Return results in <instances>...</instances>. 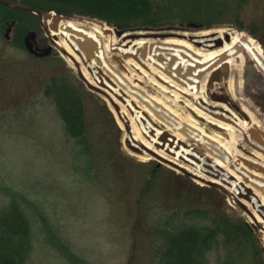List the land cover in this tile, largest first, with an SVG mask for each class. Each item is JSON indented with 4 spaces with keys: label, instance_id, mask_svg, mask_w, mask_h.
I'll list each match as a JSON object with an SVG mask.
<instances>
[{
    "label": "rangeland",
    "instance_id": "1",
    "mask_svg": "<svg viewBox=\"0 0 264 264\" xmlns=\"http://www.w3.org/2000/svg\"><path fill=\"white\" fill-rule=\"evenodd\" d=\"M235 11V6L230 5L222 17L225 23L213 29L131 32L136 37L129 35L130 32L118 37L105 23L71 20L88 28L97 24L109 30L105 38L113 37L116 50L108 52L106 58L136 90L160 99L180 119L194 118L207 134H219L230 141L229 133L189 108L196 107L197 100L191 96H176L172 88H163L155 70L151 72L147 67L141 69L143 72L137 70L134 62L119 50L141 40L149 46L166 40L186 41L197 49L193 42L198 36L220 30L244 33L262 47L256 38L233 24ZM242 15L246 26H251V22L261 26L256 35L264 43V0H250ZM10 24L3 27L0 24V209L9 201V194L30 203L33 208H41L40 212L55 228L68 251V257L57 252L47 243L43 231L36 227L34 251L26 264H156L163 234L185 225L188 210H204L210 215L224 212L235 224L253 225L257 231L253 238L261 252L258 263L264 264V223L253 224L219 189L199 185L153 158L133 154L125 144L128 134L118 123L109 103L79 79L75 65L51 42L39 18L36 26L23 37L22 45L17 43L16 28L10 33V40L5 38ZM29 32L36 33L35 38L43 46L41 52L51 50L48 56L36 57L27 51L24 40ZM153 34L159 36L154 38ZM66 66L72 70L69 76L74 84L81 81L87 89L84 103L90 151L84 154L65 136L54 105L43 95L46 82L53 74L66 72ZM239 67L227 66L223 68L225 72L215 75L211 71L204 73L199 86L200 97L205 99L202 102L206 105L227 104L245 112L244 118L249 121L246 134L252 129L257 137L263 138L264 75L252 62L240 70ZM104 74L110 78L107 72ZM123 99L133 100L137 107L135 112L152 120L162 136L172 134L174 128L160 122L145 102L129 93ZM122 102L118 100L131 117L127 102ZM178 133L186 149L210 163L214 161L197 142L181 131ZM246 134L241 130L234 133L232 146L238 154L235 158L248 172L264 179V153L247 142ZM158 163L161 165L156 169ZM147 182H150L149 190L144 193ZM246 207L253 212L252 206ZM209 259L211 264H255L251 247L244 242L232 252L221 246L218 254L210 255Z\"/></svg>",
    "mask_w": 264,
    "mask_h": 264
},
{
    "label": "bare ground",
    "instance_id": "2",
    "mask_svg": "<svg viewBox=\"0 0 264 264\" xmlns=\"http://www.w3.org/2000/svg\"><path fill=\"white\" fill-rule=\"evenodd\" d=\"M54 23L58 25L59 29L57 32H50L51 42L60 51L68 52L69 56L65 59L70 64L77 62L80 65V71L91 87L98 89L102 88V85L105 88L107 86L112 92L106 89L105 92L107 91L117 105H119L117 97H123L121 94V89H123L126 95L129 93L134 98L145 102L148 110L161 122L166 123L170 128H174L172 134L162 136L158 129L149 124L148 119L140 115V112H135L136 109L131 105L133 100H128L126 101L127 106H130L136 114L129 117L125 111L126 107L119 106L128 127L132 131V135L128 134L127 137L132 146L139 148L143 156L149 157L144 149L151 150L180 168L221 186L226 193L232 195V197H229L232 204H237L235 202L237 199L248 207L252 206V213L257 222L264 223V179L257 174H251L237 162L238 160L235 157L238 154L232 146L235 142L234 133L241 130L245 135L249 128V121L244 118L246 113L240 112L237 108L227 104H219L220 107L211 106L208 103L206 105L202 102L205 99L200 97L201 91L199 90L204 73L211 71L212 75H215L219 71L225 72L226 70H223V68L227 66L231 68L240 66L238 68L240 70L241 67L252 62L256 70L264 75V51L257 41L244 33L220 30L214 33L205 32L198 36L193 42L196 44L197 49L186 41L179 40H166L163 43L150 46L146 41L141 40L126 45V49H117L121 55H126L130 61L134 62L136 65L134 67L137 70L139 68L143 72L141 69H146V67L151 72L155 70L159 84L164 85L163 88L167 90L172 88L174 90L172 92L176 96H191L194 98L193 100H197L196 107L189 106V108L196 112L198 116L209 119L208 122H212L229 133L231 140L227 141L219 134H207L194 118L180 119L175 112L164 106L160 99L145 96L142 91L134 89L135 85L125 83L112 71L106 65V55L111 50H116V48L114 47L113 37L105 38L106 32L109 31L105 26L94 24L93 27L88 28L56 17L49 20L47 25ZM77 33L92 38L100 45V58L104 63L105 73L108 70L112 82L115 83L116 80L122 88L117 87L115 89L104 78L99 79L100 75L95 70L93 74L88 72L89 69H95L97 65L94 62L91 67L86 68L74 54L72 46L75 45V40L79 39ZM225 35L229 36V42L226 41ZM221 40H225L223 46L216 49ZM116 118L122 126L120 118ZM257 127L258 125H255V128ZM180 130L184 131L185 137L202 146L207 154L214 159V162L207 163L205 159L186 149L184 139L178 133ZM246 140L255 150L264 153V137H257L251 129L249 134H246ZM258 159L262 160L260 157Z\"/></svg>",
    "mask_w": 264,
    "mask_h": 264
},
{
    "label": "trees",
    "instance_id": "3",
    "mask_svg": "<svg viewBox=\"0 0 264 264\" xmlns=\"http://www.w3.org/2000/svg\"><path fill=\"white\" fill-rule=\"evenodd\" d=\"M5 1L42 13L54 12L65 18L105 23L115 31L125 33L213 29L225 23L222 21L225 11L230 5H234L236 11L233 24L256 38L264 50V43L256 35L261 26L251 22L248 27L243 22V8L250 0ZM37 19L31 13L0 3V24L3 27L6 23L15 22L16 40L20 45L25 34L36 26ZM71 71L66 66V72L53 74L44 86L43 95L54 105L65 136L74 141L76 148L84 154L90 151L84 103V92L87 89L81 81L74 84L73 78L69 76ZM146 184L144 193L148 192L150 182ZM7 198L9 201L0 209V264L27 263L34 251L36 227L43 231L47 243L53 249L68 257L61 238L56 234L55 228L50 226L46 216L40 212L41 208H33L29 202L27 204L22 201L23 204L21 198L12 194ZM184 224L163 234V243L157 250L156 264H211L210 255L218 254L221 246L232 252L242 242L250 245L255 264L260 263L258 260L261 252L253 238V234L257 233L253 225L235 224L224 212L210 215L204 210H188Z\"/></svg>",
    "mask_w": 264,
    "mask_h": 264
},
{
    "label": "water",
    "instance_id": "4",
    "mask_svg": "<svg viewBox=\"0 0 264 264\" xmlns=\"http://www.w3.org/2000/svg\"><path fill=\"white\" fill-rule=\"evenodd\" d=\"M0 3L5 5V6H8V7H12V8H16V9H19V10H23V11H26L28 13H31V14H34L35 16H37L39 18V21L40 23L43 25L44 27V30L46 31V33L48 34V36H50V32L51 31H58V25L56 23L52 24L50 27L46 26V24L44 23V21H49L51 20L52 18L56 17V18H60V19H64L66 22H72L74 20H71L69 18H65V17H62V16H57L54 12H50V13H42V12H39V11H36V10H33L31 8H28L26 6H23V5H20V4H17V3H14V2H10V1H5V0H0ZM13 27H14V23L10 24L6 30V34H5V38L7 40H10V33L12 32L13 30ZM117 34L118 37H121L127 33H124V32H115ZM78 36H79V39H76L75 40V45L72 46V50L74 52V54L81 60V63L84 65V67H91V65L95 62L96 63V68L95 69H89L88 72L90 74H93V71L95 70L100 76H99V79H105L111 86H113L115 89H117V87H120L122 88L118 83L117 81L115 80V83L112 82L111 78H108L105 74H104V68H103V61L102 59L100 58V45L95 41L93 40L92 38L84 35V34H81V33H77ZM129 35H131L132 37H136V35H133L134 33H128ZM159 35H155L153 34V37L156 38L158 37ZM35 37H36V33L35 32H29L28 35L25 37V40H24V43H25V48L27 49V51L31 54H33L34 56L36 57H45V56H48L51 52V50H46L44 52H41L40 50H38L35 45H34V40H35ZM164 37V39L166 38L165 36H162ZM226 41L229 42L230 38L228 35H226ZM219 46L218 48H221L222 47V42L220 41L219 43ZM58 49V48H57ZM59 50V49H58ZM60 51V50H59ZM60 53L62 54V56L65 58V57H68L69 54L68 52H62L60 51ZM78 71V77L79 79H81L82 81H84L86 84H87V88H89L90 90L98 93L100 96H102L108 103L109 105L111 106V109L112 111L117 115L118 118H120L121 122H122V125L124 127V129L126 130L127 134L129 135H132V131L130 130V128L128 127L127 123H126V120L124 119V116L122 115V112H121V109H120V106L116 104V102L113 100V98H111V96L107 93V91L105 92V89L106 90H109L106 86H101L102 88H98V89H95L93 87H91L86 79L84 78V76L82 75L81 71H80V65L77 63V62H73ZM106 65H108V67L114 71L125 83H130L128 82L123 76L122 74H120L119 72L116 71V69L108 62V60H106ZM106 72L108 73L109 75V72L108 70H106ZM110 77V75H109ZM134 89L136 90V88L134 87ZM110 92H112L111 90H109ZM122 91V96L126 97L127 95L123 92L124 90L121 89ZM138 91V90H137ZM117 99L119 101H123L122 103L126 102L124 99L122 100V97H117ZM128 103H126L125 105L127 106ZM131 105L137 109L136 105L134 104V102H131ZM127 110L129 111V113L133 116L134 112L133 110L130 108V106H127ZM159 119V118H158ZM143 122L146 124L145 120H143ZM148 122L151 126L153 127H156L155 123L152 122V120L148 119ZM161 122V121H160ZM163 123V122H162ZM163 124H166V123H163ZM235 126V125H234ZM182 134H184V131L182 132V130H180ZM163 136H169L168 134L166 135H163ZM185 136V134H184ZM126 144V147L133 153V154H136V155H142V152L139 150V148H136L134 146H132V143L130 141H126L125 142ZM140 147V146H139ZM141 148V147H140ZM144 152L147 153V155H149L150 158H153L157 161H160L162 162L163 164L169 166V167H172L174 169H176L178 172H180L182 175L192 179L194 182H196L197 184L199 185H202V186H209V187H215L217 189H219L222 193H224L226 196H228V198L232 195H229L228 193L225 192V190L219 186V185H216L210 181H207V180H204V178H201L199 176H196L195 174H192L190 173L189 171L183 169V168H180L179 166L173 164L172 162H169L168 160L166 161L165 159L161 158L160 156H158L156 153L152 152L151 150H148V149H144ZM202 158V157H200ZM202 159H205V158H202ZM207 163H210L208 161H206ZM214 162V161H213ZM212 162V163H213ZM200 164V162H198ZM160 163L157 164V167L156 169L160 168ZM207 175V174H206ZM237 204L236 206L239 207L241 210H243L248 216L249 218L252 220L253 224H256L258 226V222L255 218V216L252 214V212H250V210H248V208L246 207V205H244L243 203L239 202L237 199L235 201ZM264 230V228H263Z\"/></svg>",
    "mask_w": 264,
    "mask_h": 264
},
{
    "label": "flooded vegetation",
    "instance_id": "5",
    "mask_svg": "<svg viewBox=\"0 0 264 264\" xmlns=\"http://www.w3.org/2000/svg\"><path fill=\"white\" fill-rule=\"evenodd\" d=\"M12 23H14V27H13V30H14V28H15V22H12ZM9 24V23H8ZM34 45H35V47L37 48V49H39V50H42L43 49V46L37 41V39L35 38V40H34Z\"/></svg>",
    "mask_w": 264,
    "mask_h": 264
}]
</instances>
